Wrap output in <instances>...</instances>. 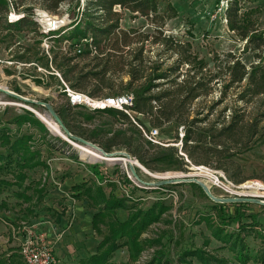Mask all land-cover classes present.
I'll use <instances>...</instances> for the list:
<instances>
[{
  "label": "rangeland",
  "instance_id": "obj_1",
  "mask_svg": "<svg viewBox=\"0 0 264 264\" xmlns=\"http://www.w3.org/2000/svg\"><path fill=\"white\" fill-rule=\"evenodd\" d=\"M88 2L89 0H65L59 6L57 13L52 14L41 7V0H24L18 3L17 10L19 12H11L10 15L5 14L6 16L0 12V54L5 51L11 56V61L26 62L41 61L44 58L43 54L49 52L51 58H56L55 62L51 64V68L47 72L40 69L39 71L54 76L55 73L61 76L68 69L62 65V57L71 58V65L77 66L72 75H78L76 78L78 84L87 92H97L98 96L90 98L87 94L71 91L68 88L70 87L69 83L64 82L65 86L72 93L88 98L91 104H85L82 101L72 103L66 93L57 96H52L51 93H36L21 83L19 86L20 95L50 103L54 108H59L65 103L71 106H80L81 109L73 111L81 114L78 122L83 124L84 128H97L99 133L106 135L119 123H116L115 126L110 125L112 120L106 115L95 113L94 111L98 109L92 107V104L101 102L104 99L102 97L108 94V90L96 86L93 79L84 80L81 77V75L91 77L92 74L100 70L97 67V60L93 58L94 55L86 54V44L90 42V34H87L86 42L81 39L86 19L83 11H85ZM168 2L176 10L177 16L165 23L163 28L165 34L175 37V40L180 43H188L193 56L199 57L207 64L209 74L218 71L213 60L216 57L223 60L227 54L239 59L248 68L250 64L257 62L251 49H245L246 43L240 41L236 33L229 30L225 11L230 2H237L238 7L241 8L240 11L247 15L246 19L255 22L257 31L264 33V0H168ZM27 7L45 11L48 17L67 15L66 27L64 26L56 33L55 36L58 37L50 38L51 35L46 37L40 33L38 23L34 21V13L32 17L24 20L26 25L24 30L18 31L13 27H8V16H20L19 13ZM91 12L89 11V13ZM113 12L120 15V29L138 30L146 34L153 33L154 25L139 14L123 11L119 7H114ZM91 14L97 16L100 12L95 15ZM17 23L19 22L13 24ZM64 41H68V44H65ZM45 43L48 44L49 49L44 48ZM76 44L81 50L80 54L74 52ZM157 50V47L151 46L148 56L155 60ZM41 64L43 67L44 63L41 62ZM4 65L9 68L3 70L5 75L19 72L22 74L20 77L24 79V75L28 72L24 69L15 70L16 65L9 66V63ZM262 65H264V61H262ZM184 70L186 69L184 68ZM125 71L126 69H123V72L115 74L110 72L109 74L115 78L121 75L123 82H126ZM60 79L47 75L42 87L44 90L51 88L56 93L57 87L61 86ZM15 83L17 81L13 80L7 84L0 69V84L2 86L13 91ZM225 86L224 81L211 83L210 94L200 99L194 109L199 111L203 108V114L210 113L209 120L211 122H214L225 110L222 117H219L220 120L228 123L230 120L240 117L239 127L250 128L253 126L256 129L258 135L255 138L246 140L243 137V143L230 150V153L233 154V161L226 165L228 172L214 167L187 163V159L180 153L184 135L182 126L170 124L160 129H153L149 127L147 118L129 112L128 116L136 117L147 126L148 136L150 135L154 141L152 144L160 145L163 148H176L179 155L184 157V163L188 164L181 170L176 166L159 164L158 171H149L133 159V163L136 164V175L141 182L148 184L166 179L161 176L164 174L171 175L167 178H182L184 176L195 178L204 183L216 198L247 197L248 195L242 194L244 193V190L241 189L242 185L252 182L264 185V137L262 138L260 135L264 133V117H262L264 116V95L252 98L246 96L244 100H240L239 98L247 88L246 83L233 86L226 91ZM223 92L225 95L219 102ZM125 96L128 97L127 95L120 97ZM52 97H55L56 100L54 101ZM211 107L213 108L211 109ZM32 110L45 116V112L41 109L25 107L0 94V165L4 164L0 167V225H5L10 233V239L12 237L11 240L14 242L13 258L16 260L15 263L23 262L20 252L23 239L27 234L25 231H34L31 219L42 215L49 209L45 205L44 193L56 189L63 181L70 180L66 184L82 186L80 193L73 192L74 190L69 192V196L76 200L70 199L71 205H74L75 202L84 203L86 201L87 206L94 213L101 211L102 220L98 224L100 231L99 233L94 232L98 243L110 229L118 231L117 223L122 224L128 221L131 223L132 221L133 224H136L132 225V229H127L129 235L123 232L124 239L117 241L123 246L113 253L111 257L113 263L201 264L199 258L202 254L208 259L207 264H221L222 262L223 264H237L236 257L241 251L244 253L243 256L251 258V261L247 260L246 264H264V262L262 263L264 258L263 206L237 204L238 207L237 205L214 204L199 187L192 184H179L163 189L147 187L134 180L128 172L126 164L120 162L108 164L83 158L77 144L66 142L61 136L51 132ZM26 112L32 115H27ZM85 118H88V121ZM15 140H18V143L21 142L18 147L15 146L17 149L19 146L27 147L25 151L21 152V154H29V156H21L27 158L25 166H32L40 159L42 162L40 164H44V166L21 170L20 165L16 163L10 165V163L2 161L1 158H4L9 152L13 154L14 150L11 149V144ZM90 143L100 147L99 144ZM114 152L125 151L114 149L112 153ZM15 153L18 154L17 151ZM16 154L13 155V158ZM30 156H36L33 162L30 161ZM98 164L104 166L101 170L106 175L102 174L100 168L97 167ZM96 172L103 176L95 179ZM125 172H128L131 180L127 178ZM201 173L211 174L213 178H216V184L210 179L202 177ZM230 175L239 179L243 178L245 181L236 185ZM21 180H23L22 183ZM262 193L261 196L264 197V192ZM117 204H120L124 209H116ZM67 206L70 205L67 203ZM229 217L232 219H227ZM238 226L249 229L241 232ZM2 248L0 247V264H8L10 259L6 255L7 250L2 251Z\"/></svg>",
  "mask_w": 264,
  "mask_h": 264
},
{
  "label": "trees",
  "instance_id": "obj_2",
  "mask_svg": "<svg viewBox=\"0 0 264 264\" xmlns=\"http://www.w3.org/2000/svg\"><path fill=\"white\" fill-rule=\"evenodd\" d=\"M22 1L24 0H0V12L4 15L19 12L17 10L18 3ZM64 2L65 0H41L40 5L45 11L55 14ZM114 7L144 17L154 25L153 33L146 34L138 30L125 31L120 29V15L113 12ZM240 10L237 2H230L225 11V19L229 30L236 33L240 41L246 43L245 49H251L257 62L250 64L248 68L239 59L227 54L223 60L218 57L213 60L218 71L209 74L207 64L199 57L193 56L188 43H180L175 40V37L165 34L163 29L165 23L177 16L176 10L168 0H89L85 11H83L86 19L81 39L86 41L87 34H90V42L86 44V54L94 55L93 58L97 60V67L100 70L92 74V78L82 75L81 77L84 80L93 79L96 86L107 89L108 94L102 97L104 99L117 98L122 95L130 97L131 106L126 110L147 118L150 128L160 129L170 124L182 126L184 135L180 153L187 159V163L214 167L228 172L226 165L233 161V154L230 153V150L242 144L243 137L246 140L255 138L258 135L256 129L253 126L250 128L239 127L240 117L235 120L232 119L228 123L220 120L219 117H222L225 110L214 122H211L209 120L210 113L203 114V108L198 111L194 107L200 99L210 94V85L213 82L224 81L226 84L225 91L233 86L246 83L247 88L239 98L240 100H244L246 96L252 98L264 95V65H262V61H264V33L257 31L255 22L247 20V15ZM34 11L35 9L32 7L22 10L19 13L22 16L18 21L19 23H9L8 27H13L18 31L24 30L26 27L24 20L32 17ZM89 11H92L91 13L94 15L98 12L100 14L93 16ZM151 46L158 48L155 60L148 56ZM55 60V57L52 58V63ZM62 61V65L68 69L61 74V78L70 84L69 89L77 93L87 94L90 98L97 97V92H87L78 84L76 80L78 75H72L77 66L71 65V58L64 56ZM123 69H126L124 73L127 77L126 82H123L121 75L116 78L111 75L123 72ZM110 72L111 74H109ZM13 92L21 93L18 88H13ZM224 95L223 92L219 102L223 100ZM77 109H81V107L71 106L68 103L59 108H54L63 125L72 135L99 144L106 153H112L114 149L124 150L132 159L149 171H158L159 164L176 166L180 170L182 167L188 166L176 148H163L148 141L143 132L148 135L149 129L136 117H130L123 111L114 109L95 110V113L106 115L111 119L110 125L115 126L116 123H119L109 134L103 135L99 133L97 128H84L83 124L78 122L81 114L73 112ZM26 114L32 115L29 112ZM85 120L88 121V118ZM260 135L262 138L264 137V133ZM20 144L21 142L18 143V140H15L11 144V149L14 150L13 154L9 152L4 158H1L2 161L10 163V165L16 163L20 165L21 170L44 166V164H40L42 163L41 159L32 166H25L27 158L21 156H29V154H21L27 147L19 146L17 149ZM14 154H16L15 158H13ZM30 157V161L33 162L36 156ZM2 165L4 164H1L0 167ZM97 167L101 170L104 166L98 164ZM101 172L106 175L102 170ZM103 175L96 172L94 177L96 179ZM230 178L236 185L245 181V179H239L234 175H230ZM22 182L23 180H21ZM71 190L80 193L82 186H73ZM237 206L239 207V205ZM119 208L124 209L120 204H117L116 209ZM101 220V211L93 214L92 229L95 233L100 231L98 224L101 223ZM132 225L136 224H133L132 221L131 223L130 221L122 224L117 223L118 231L110 229L106 236H102L96 253L79 264H116L112 262L111 257L117 249L123 246L117 241L124 239L125 234L128 233L129 235L127 229H132ZM238 228L241 232L249 229L243 226H238ZM243 255L244 253L240 251L236 257L237 264H246L249 259L251 261V258ZM199 259L201 264L208 262V259L202 254ZM14 261L16 260L13 259L8 264H13Z\"/></svg>",
  "mask_w": 264,
  "mask_h": 264
},
{
  "label": "crops",
  "instance_id": "obj_3",
  "mask_svg": "<svg viewBox=\"0 0 264 264\" xmlns=\"http://www.w3.org/2000/svg\"><path fill=\"white\" fill-rule=\"evenodd\" d=\"M10 52V50H9ZM44 58L35 61H11V56L7 52L0 54V69L3 77L8 82L17 81L13 84L14 88H20V83L27 85L32 91L36 93L49 94L57 96L58 94H65V83L60 76V84L58 91L48 88L44 90L43 82L48 76L55 77L52 74H46L41 71H46L51 68L52 58L48 53H44ZM41 62L44 66L41 67ZM9 63V66L16 65L15 70H27V74L24 75V79L21 78L19 72H13L12 74L5 75L3 70L6 66L4 64ZM24 67V68H21ZM8 68V67H7ZM6 68V69H7ZM9 69V68H8ZM39 69L41 71H39ZM13 79V80H12ZM39 82V83H37ZM12 87L11 85L9 86ZM69 88V87H68ZM55 101V97H52ZM53 101V102H54ZM65 180L54 190L45 192L44 201L45 205L49 209L47 212L31 219V225L33 227V233L45 241L50 246V249L54 255V264H79L81 261L88 259L94 255L97 251L98 239L95 237V233L92 229V216L94 211L87 206V202H75L71 205L69 196L71 188L76 184H66ZM72 201V202H73ZM67 203L70 206L66 205ZM9 232L5 225H0V247H3L2 251H6L7 257L13 260L14 256V242L9 237ZM6 235V236H5ZM9 249V250H8Z\"/></svg>",
  "mask_w": 264,
  "mask_h": 264
},
{
  "label": "water",
  "instance_id": "obj_4",
  "mask_svg": "<svg viewBox=\"0 0 264 264\" xmlns=\"http://www.w3.org/2000/svg\"><path fill=\"white\" fill-rule=\"evenodd\" d=\"M0 94H3L4 96L10 98L11 100H14L15 102H18L22 104L25 107L29 108H36L41 109L45 112V117L52 121L57 127L59 128L61 134L63 135L66 142L77 144L78 146L85 147L87 149H90L92 151H95L102 155L105 158L109 159H125L127 161L126 167L128 172L131 174V176L134 178L135 181H137L140 184L146 185L147 187L151 188H161V187H169V186H175L179 184H194L197 187L201 189V191L205 194V196L214 204L218 205H237V204H252V205H259L264 207V197L262 196H247V197H228V198H216L210 191V189L202 183L200 180L195 178H188V177H182V178H166L157 182H152L148 184H144L139 180V178L136 175V169L135 165L133 163V159L130 155H128L125 152H114V153H106L104 150H102L100 147L87 142L86 140L79 138L77 136L72 135L67 128L63 125L62 121L56 114L54 107L47 102H43L36 99H31L25 96H22L18 93L13 92L12 90L8 89H0ZM60 137V136H59ZM119 161L115 162L118 163Z\"/></svg>",
  "mask_w": 264,
  "mask_h": 264
},
{
  "label": "built area",
  "instance_id": "obj_5",
  "mask_svg": "<svg viewBox=\"0 0 264 264\" xmlns=\"http://www.w3.org/2000/svg\"><path fill=\"white\" fill-rule=\"evenodd\" d=\"M44 12V13H43ZM41 13V14H40ZM10 15V14H9ZM18 17H22L21 15ZM34 21L38 23L40 27V33L46 37L50 36V38H56V33H58L64 26L66 22H68L67 15L57 16V17H48L46 16V12L42 10H35L34 11ZM9 23H15L11 21V17L8 16ZM66 27V26H65ZM49 38V39H50ZM85 41V40H84ZM65 44H68V41H64ZM86 42V41H85ZM45 49H49L48 44L45 43ZM74 52L76 54H80L81 50L78 45L74 46ZM55 76L60 79L59 74L55 73ZM0 89H8L6 86H2L0 84ZM68 97L70 98L71 102H80L81 99L79 95L72 93L69 91L68 88L65 86L64 91ZM131 106V99L128 97H117V98H106L103 99L101 102H97L93 104L92 107L103 111L105 109H114L123 111L129 115V111L126 110L128 107ZM145 138L149 141L154 143L153 138L143 132ZM136 166V164H134ZM125 172L127 178L131 180L130 176ZM132 182V181H131ZM27 232L25 238L23 239V243L21 245V252L20 255L25 264H54V258L50 249V246L46 244L41 238L37 237L33 231H25Z\"/></svg>",
  "mask_w": 264,
  "mask_h": 264
},
{
  "label": "bare ground",
  "instance_id": "obj_6",
  "mask_svg": "<svg viewBox=\"0 0 264 264\" xmlns=\"http://www.w3.org/2000/svg\"><path fill=\"white\" fill-rule=\"evenodd\" d=\"M21 18L18 17V16H14L12 15L11 16V20L13 22H18ZM78 95V94H77ZM81 101L84 102L85 104H91L90 103V100L86 97H80ZM96 101V100H95ZM94 102V101H92ZM93 105V104H92ZM91 105V106H92ZM33 111V110H32ZM35 113V115L46 125V127L51 131L53 132L54 134L56 135H59L61 136L62 138L63 135L61 134L59 128L57 127V125H55L52 121H50L49 119H47L45 116H42L40 115L39 113H37L36 111H33ZM77 146V145H76ZM77 148L79 149L80 153H81V156L83 158H88L90 159L91 161L94 160V161H99V162H104V163H114V162H117L119 161L120 163H123V164H127V161L125 159H109V158H105L103 157L102 155H100L99 153L95 152V151H92L90 149H87L85 147H82V146H77ZM205 170V169H204ZM197 172V171H196ZM162 177H170L171 175L170 174H164V175H161ZM201 176L204 177V178H208L210 179L211 181H213L214 184H216V178H213L211 176V174L209 173H201ZM206 180V179H205ZM205 182V181H204ZM212 184V183H211ZM242 190H244V193L242 194H245V195H248V196H261L263 195L262 192H264V185H262L261 183H258V182H252V183H246L244 185H242ZM22 258V257H21ZM23 261V259H22ZM24 263V261H23ZM25 264V263H24Z\"/></svg>",
  "mask_w": 264,
  "mask_h": 264
}]
</instances>
